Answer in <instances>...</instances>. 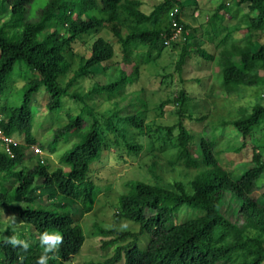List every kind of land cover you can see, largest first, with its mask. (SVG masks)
I'll use <instances>...</instances> for the list:
<instances>
[{
  "label": "trees",
  "instance_id": "trees-1",
  "mask_svg": "<svg viewBox=\"0 0 264 264\" xmlns=\"http://www.w3.org/2000/svg\"><path fill=\"white\" fill-rule=\"evenodd\" d=\"M38 1L0 0V128L9 136L23 135V143L11 145L13 155L0 140V207H14L23 221L36 229L26 251L4 244L5 236L1 237L0 252L4 256L0 264H37L44 254L40 236L45 231L63 236V243L47 254V264H65L78 255L86 242V232L73 202L80 204L84 212H91L102 180L115 177L114 166H103L105 150L115 145L116 158L125 159L124 152L139 155L145 148L150 152L157 141L171 143L185 165L198 167L203 163L206 168L189 182L133 180L129 190L119 197L116 215L139 224V230L100 225L101 233L113 236L107 244L129 241L117 245L114 254L103 262L90 264H264V201L254 195L264 187V144L254 146L244 170L229 169L221 161L218 130L210 135V126L205 124L206 133L197 142L202 160L197 161L193 157L196 133L187 120L205 122L207 114H196L186 106L193 97L185 86L158 105L163 114L166 104H178L174 110L178 118L170 125H147L145 109L138 108L128 115L122 110L102 113L95 102L98 96L112 99L121 95L139 76L142 63L159 57L166 47L178 49L180 44L175 68L182 80L187 59L198 55L219 66L222 85L228 92L235 86H257L263 78L260 71L264 70V0H232L238 9L248 3L249 11L243 16L247 31L242 41L231 44L229 31L212 52L193 42L205 23L199 27L185 21V12L194 15L199 9L192 5L188 10L185 0H160L150 12L142 8V0H47L39 9L35 7ZM232 3L222 0L207 21L224 17L232 10L227 7ZM176 6L180 7L177 20L185 40H172L168 45L166 36L175 30L170 12ZM109 26L125 53L143 56L135 62L136 76H129L116 63L115 68L105 66L103 70L104 76L109 70L116 72L114 80H97L85 93L74 89L79 80L95 75L94 67L117 53L112 40L99 36L90 44V55L82 57L79 67L64 83L72 68L69 56L76 53L80 42H86L85 35ZM18 63L34 71L23 85L19 105L3 100L6 83ZM39 91L47 96L52 113L61 111L66 99L79 105V111L68 113L69 121L56 127L47 141L34 133V102ZM248 111L222 122L240 133L244 146L264 124V103L258 102ZM72 139V145L60 155L59 164L50 157L41 159L36 151L39 147L45 153H54L63 140ZM44 196L51 202L37 201ZM185 208L193 209L192 214L175 222ZM145 233H149V240L139 247Z\"/></svg>",
  "mask_w": 264,
  "mask_h": 264
},
{
  "label": "rangeland",
  "instance_id": "rangeland-1",
  "mask_svg": "<svg viewBox=\"0 0 264 264\" xmlns=\"http://www.w3.org/2000/svg\"><path fill=\"white\" fill-rule=\"evenodd\" d=\"M47 0H39L35 5L40 8ZM144 2L143 9L150 12L154 5L160 0H142ZM229 0H226V2ZM188 6L196 5L200 12L199 18L195 19L193 14L185 12L184 19L192 25L204 28L202 32L193 38L196 45L204 46L209 52L220 43L221 39L226 36L230 31L229 44L232 41H242L245 33V20L244 14L249 11L248 3H244L238 9L232 4L227 7H232V10L225 13L224 17L216 18L215 21L208 22L207 16L212 15L222 0H185ZM197 11V10H196ZM223 12V11H222ZM210 14V15H209ZM207 18V19H206ZM239 28L236 29V27ZM204 30H208L207 34ZM86 36V42H80L76 53L70 55L69 58L72 62V68L63 79L66 83L69 78L74 74V71L79 67L82 57H88L91 53V45L94 40L99 36H104L112 40L117 51L113 59L106 61L94 67L95 75L82 78L74 86L75 90L82 93L87 92L97 80L112 81L116 78V72L104 76L103 70L105 66L111 68H124L129 76H136L137 73V60H142L143 56L137 54H128L123 51L122 45L117 41L112 29L109 27L104 29H96ZM214 37V39H213ZM90 42H89V41ZM185 40V39H183ZM227 44H224L225 47ZM181 47V44L179 45ZM180 47L173 49L172 45L164 49L159 57L151 60L148 63H140V74L135 79V82L125 89L121 95L113 97L112 99L103 98L98 96L95 100L99 112L106 113L110 111L122 110L123 115L136 112L139 109H145L146 124L153 125L164 124L170 125L176 122L178 116L174 110L178 107L176 102L168 103L164 107V113L160 114L158 105L162 100H165L175 94L180 87L185 86L193 98L190 97L188 104L191 110L196 114H207L206 121L202 120H187L188 127L191 126L196 133V144H193L194 154L193 157L200 161L202 154L199 150L198 143L201 136L205 135V124L210 126L209 134L213 135L215 129L218 130L219 143L221 149V161L224 166L229 169H238L240 172L246 168L250 163L253 155L254 146L264 144V124L257 129V134L249 139L247 145H243V138L240 133L232 127L231 124L223 126L224 120L237 118L245 111H251L253 105L256 103H264V70L260 71L263 76L260 83L256 86L240 85L235 86L230 92L222 85V76L219 66L207 60L202 56L192 55L187 59L182 74H179L175 68V63L180 53ZM222 47V48H223ZM221 48V49H222ZM220 49V48H219ZM141 51V49H140ZM139 52V51H138ZM139 55V56H138ZM155 56V53L153 54ZM136 62V63H135ZM17 64L15 71L11 74L7 81V89L3 95V100L7 99L13 104H21L24 94L23 85L33 76V69L29 67H21ZM171 76V77H170ZM100 80V81H101ZM138 106V107H137ZM79 105L71 99H66L64 107L61 111L52 113L47 107V96L43 91H39L35 95L34 112H35V127L34 133L38 139L49 140L52 138L53 130L66 124L69 121L68 113L76 114L79 111ZM248 111V112H249ZM263 135V136H262ZM23 135L16 133L13 137L17 143H23ZM215 137V136H213ZM218 139V138H217ZM216 139V140H217ZM72 139L69 142L62 141L59 145V150L54 153L40 152L39 157L44 159L50 157L56 164L60 163V155L68 147L72 145ZM243 146L240 151L236 147ZM110 150H105L104 160L106 161L103 166H114L115 177L102 180L99 190L98 201L95 204L94 210L91 212H84L80 204L76 201L73 202L75 210L81 216V220L86 232V242L82 251L72 257L70 261L65 264H90L103 262L105 259L112 256L115 252L117 245L124 244L129 239H123L117 244H107L113 236L104 235L100 232V225L108 229L118 230H132L138 231L139 224L117 217L119 197L122 193L127 192L130 188V183L135 179H146L151 182L171 183L175 180H183L189 182L193 177L204 170L206 167L201 163L198 167H189L181 162L178 157L176 149L170 144H165L162 141L155 143V148L148 151L145 148L139 155H128L125 153V159H117L115 154L116 146L110 147ZM102 165V164H101ZM100 165V166H101ZM100 166H96L100 167ZM263 188H258L254 195L260 200L264 201L262 193ZM70 201L69 198L64 199ZM37 201L44 204L50 203V199L46 196L40 197ZM193 209L185 208L175 218V222L183 221L187 216L192 214ZM36 229L23 221L19 212L12 206L5 208L0 207V238L3 236L17 235L20 239L31 241ZM149 240V233L143 234L138 242L139 247L145 246ZM0 252V259L3 258Z\"/></svg>",
  "mask_w": 264,
  "mask_h": 264
},
{
  "label": "clouds",
  "instance_id": "clouds-1",
  "mask_svg": "<svg viewBox=\"0 0 264 264\" xmlns=\"http://www.w3.org/2000/svg\"><path fill=\"white\" fill-rule=\"evenodd\" d=\"M3 243L12 247H22L25 251L30 247L28 241L20 239L17 235L5 237ZM63 243V236L59 232L49 233L45 231L40 236V245L44 249V254L39 257L37 264H47L48 253L54 251Z\"/></svg>",
  "mask_w": 264,
  "mask_h": 264
},
{
  "label": "built area",
  "instance_id": "built-area-1",
  "mask_svg": "<svg viewBox=\"0 0 264 264\" xmlns=\"http://www.w3.org/2000/svg\"><path fill=\"white\" fill-rule=\"evenodd\" d=\"M180 11V7L176 6L174 9L171 10L170 15L172 17V23L175 27V30L173 31V33L171 34V36H166V44H171L172 40H180V39H185V36L182 34V27L180 26L178 20H177V15ZM0 140H2V143L5 147V149L7 150V152L11 155L14 154L11 145L13 143H15L16 141H14L12 136L6 135L5 132L0 128ZM36 151L38 153L40 152H44L41 148L36 147Z\"/></svg>",
  "mask_w": 264,
  "mask_h": 264
},
{
  "label": "crops",
  "instance_id": "crops-1",
  "mask_svg": "<svg viewBox=\"0 0 264 264\" xmlns=\"http://www.w3.org/2000/svg\"><path fill=\"white\" fill-rule=\"evenodd\" d=\"M143 6H144V2H143ZM143 8V7H142ZM148 12V11H147ZM200 15V12L197 10L195 13H194V18L197 19V17ZM196 25V23L194 24Z\"/></svg>",
  "mask_w": 264,
  "mask_h": 264
}]
</instances>
